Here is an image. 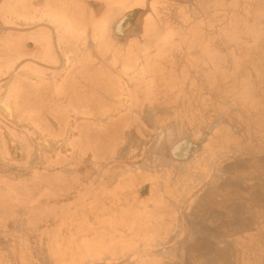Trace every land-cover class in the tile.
Listing matches in <instances>:
<instances>
[{
  "label": "rangeland",
  "instance_id": "obj_1",
  "mask_svg": "<svg viewBox=\"0 0 264 264\" xmlns=\"http://www.w3.org/2000/svg\"><path fill=\"white\" fill-rule=\"evenodd\" d=\"M182 1L161 10L178 37L160 50L169 77L154 91L175 99L133 114L121 100L102 111L104 70L101 87L91 70L90 85L61 78L49 105L47 90L35 97L49 88L48 72L37 92L30 79L49 0L20 1L21 31H0V76L19 59L17 85L0 93L39 118L16 121L21 144L0 155V264H264V0ZM182 141L197 147L176 157Z\"/></svg>",
  "mask_w": 264,
  "mask_h": 264
},
{
  "label": "crops",
  "instance_id": "obj_2",
  "mask_svg": "<svg viewBox=\"0 0 264 264\" xmlns=\"http://www.w3.org/2000/svg\"><path fill=\"white\" fill-rule=\"evenodd\" d=\"M6 1L8 0H0V11L2 8V12H0V31H6V29L21 31L23 18L21 11L18 12V9L21 8L22 4H20V1L22 0L18 1L19 6L18 8L15 6L14 10L4 7L5 4H8ZM24 1L26 2L27 0ZM175 1L49 0V25H41L42 28L39 31L40 36L38 38L41 44V50L39 51L41 55L35 57L36 60L33 63L35 68L30 69V79L32 80L33 78L32 81L36 82L35 87L38 88L44 82L43 78H41L42 75L48 72L49 94L52 96V94H63L62 83H60L63 77L76 78L80 82L85 80L86 84L90 85V82L93 81L87 80V76L91 77V74H89L91 70L96 71L93 85L101 87L102 70H104L107 78L114 80L103 94L104 98L110 101L116 103V99H118L117 102L120 100H131L133 87L138 85V80L143 81L142 85L145 86L148 95L143 101H173L174 97L168 94L160 96V93L156 92L154 94V91L165 83V78L169 77L167 73L169 68L162 61L163 55L161 54L163 52H160V50L169 44V47L175 46V43L171 45L167 41H172L178 37L176 35L178 32L175 33L174 31L161 28V23L170 18L167 14L162 13L161 10L175 9V4H177ZM210 1L213 3V0ZM35 3L36 1L33 2V4ZM189 5L191 7L193 3ZM195 11H197V7ZM196 14L193 13L194 16ZM122 20H124L121 26L123 33L125 30L126 32L141 30L138 36L135 35V39L132 42L123 37L129 34L123 35L122 33L119 35L121 28H118ZM141 22L143 23L142 26ZM147 23L154 25V28L148 32L145 29ZM43 32L46 35L43 36ZM184 33L187 32L184 31ZM144 35H147L145 39L143 38ZM30 42L32 41H28L27 44ZM148 43L151 44L148 45ZM163 45L164 47H162ZM36 52L38 51L36 50ZM18 60L14 64V70L9 72V69L7 71L2 69L3 74L0 76V85L6 84L13 86L12 88L14 89L16 88L17 84L15 81L17 78L14 77L18 70ZM161 76L164 79H161ZM13 79L15 81H12ZM114 86L118 87L119 92L117 91L116 96L115 94L109 95L106 91L113 90ZM119 95L122 96L120 97L121 99H119ZM111 97L116 98L112 99ZM18 98L14 97V95L6 97L3 93H0V155L3 156V159L6 158V152L12 151V145L21 144L22 130L15 124L16 121H21L22 119V111L17 104ZM110 108H107V112H111L112 109L110 110ZM31 114H36V112ZM54 116L59 117L61 115L56 113L49 114L51 118ZM110 116L115 115L110 113ZM9 117H14L15 121L10 123ZM4 212L1 215H5ZM159 212L157 211V213ZM1 215L0 228H2L0 230L3 229L1 231L3 232L1 240H5V216Z\"/></svg>",
  "mask_w": 264,
  "mask_h": 264
},
{
  "label": "flooded vegetation",
  "instance_id": "obj_3",
  "mask_svg": "<svg viewBox=\"0 0 264 264\" xmlns=\"http://www.w3.org/2000/svg\"><path fill=\"white\" fill-rule=\"evenodd\" d=\"M129 16V15H128ZM125 18V17H124ZM123 18V19H124ZM126 18H127V16H126ZM125 18V19H126ZM124 19V20H125ZM124 20H122L120 23H119V28L118 29H120L121 28V26H122V24H123V21ZM128 21V20H127ZM126 21V22H127ZM35 51V50H34ZM24 78H28V77H24ZM29 79V78H28ZM32 81V80H31ZM142 85V84H141ZM39 86H41V87H43V83H42V85H39ZM38 86V88H36L35 90H36V92H37V90L40 88ZM144 88H145V86L143 85V90H144ZM44 90H47V93L45 94V95H43L42 96V99H44L45 100V103L47 104V105H49V88H47L46 86L44 87V88H41L40 89V91H39V93L35 96V97H37V96H40V92H42V91H44ZM142 90V91H143ZM136 91V92H135ZM133 92H134V94H133V97H132V99L131 100H129V101H127V100H121L120 102H124V105H122V107H127L126 108V110L128 111L129 110V114H133L134 113V111H133V108H134V102H139L140 100H143V99H146L147 98V92L146 91H144L143 93H140V91L138 90V89H135V88H133ZM34 97V98H35ZM119 98L120 97H122V96H118ZM139 97H141V99L139 98ZM112 99H115L116 97H111ZM124 98V97H123ZM20 100H23V99H18V102H17V104L19 105V107H20V104H19V101ZM117 100L118 99H116V102H117ZM110 101V100H109ZM145 103L147 102V101H144ZM114 101H110V105H108V107H111V109H112V107H114ZM102 108H105L104 107V105H102L101 107H100V110L102 109ZM19 109V108H18ZM21 111H22V113H21V117L22 118H27V117H33V118H39L38 117V115H37V113L36 114H31V113H33L32 112V110H28V111H30L29 112V114H26V113H24V112H27V110H22L21 109ZM103 112H104V114H106L107 113V110H106V108L105 109H103L102 110ZM112 111V110H111ZM20 114V113H19ZM18 114V115H19ZM43 117H46V116H49V110H46V111H44L43 112ZM40 130V129H39ZM184 143V144H183ZM183 145H185V146H183ZM175 146H176V144H175ZM174 146V147H175ZM173 147V148H174ZM180 148H178L177 150L178 151H180V153H179V155H177L178 153H175V152H177V151H175L174 153V155H176V157H182V156H184V154H187V153H191V151L193 152L194 151V149L197 147L196 146V144H191V143H189V142H187V141H182L181 143H180V146H179ZM200 151L198 150V151H196V152H194L193 154H192V159L199 153ZM189 156V155H188ZM189 159V160H192V159ZM180 159V158H179ZM146 159H144V161H145ZM99 186V183L98 184H96L95 186H94V197H97L98 196V187ZM84 192V191H83ZM96 202H98V201H96ZM99 203H100V201H99ZM134 212V211H133ZM127 214H131L130 212H128ZM131 217V216H130ZM132 219H133V217H131Z\"/></svg>",
  "mask_w": 264,
  "mask_h": 264
},
{
  "label": "water",
  "instance_id": "obj_4",
  "mask_svg": "<svg viewBox=\"0 0 264 264\" xmlns=\"http://www.w3.org/2000/svg\"><path fill=\"white\" fill-rule=\"evenodd\" d=\"M184 142H185V141H184ZM179 146H180V143L177 144V145L174 147V150H177V149L179 148Z\"/></svg>",
  "mask_w": 264,
  "mask_h": 264
},
{
  "label": "bare ground",
  "instance_id": "obj_5",
  "mask_svg": "<svg viewBox=\"0 0 264 264\" xmlns=\"http://www.w3.org/2000/svg\"><path fill=\"white\" fill-rule=\"evenodd\" d=\"M137 58V57H136Z\"/></svg>",
  "mask_w": 264,
  "mask_h": 264
}]
</instances>
